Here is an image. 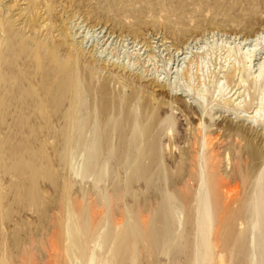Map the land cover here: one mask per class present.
Here are the masks:
<instances>
[{
  "label": "rangeland",
  "instance_id": "obj_1",
  "mask_svg": "<svg viewBox=\"0 0 264 264\" xmlns=\"http://www.w3.org/2000/svg\"><path fill=\"white\" fill-rule=\"evenodd\" d=\"M252 31L264 0H0V264H264Z\"/></svg>",
  "mask_w": 264,
  "mask_h": 264
},
{
  "label": "bare ground",
  "instance_id": "obj_2",
  "mask_svg": "<svg viewBox=\"0 0 264 264\" xmlns=\"http://www.w3.org/2000/svg\"><path fill=\"white\" fill-rule=\"evenodd\" d=\"M196 33V32H194ZM185 35V34H184ZM195 35V34H194ZM197 35V34H196ZM179 37V36H178ZM242 37H245V39H251V43L254 42L255 44H251L253 45L254 47H248V49L244 50V47H240V48H234V47H229L227 49L228 53H230V56H235L236 54L240 53V60L241 62L244 61L245 58H249V60H256L257 57L259 56V58L257 60H259L262 56V54H264V36L262 35V32H258L256 34H254V31L252 32H249V33H246L242 35ZM186 39V38H184ZM183 39L182 43L181 44H174V51L175 53L177 54H173L171 55V60L174 61V56L176 55V58L175 60L177 61L179 58L180 55H182L184 52L183 50L184 49H187V45H185V40ZM250 41V40H249ZM247 44V43H245ZM250 44V43H249ZM147 47L149 46L148 44L146 45ZM172 50V51H173ZM244 50V51H243ZM226 51V50H225ZM246 51V52H245ZM181 52V53H180ZM171 54V53H170ZM203 56V55H202ZM200 58H202L200 56ZM264 58V57H263ZM178 63V62H177ZM234 72V71H233ZM258 77H260L261 75H263L264 73V70L262 69V67L260 66L259 67V70H258ZM64 74H68V72H64ZM234 74V73H232ZM233 75H230L229 79H232ZM255 78V77H254ZM65 80H63L62 84L63 86H65L67 84V80L66 78H64ZM256 82V80H255ZM262 90V96L260 97L261 98V103L262 104V107H264V86L263 88L261 89ZM159 91V90H158ZM257 118V117H256ZM257 120V119H256ZM257 121H260V120H257ZM260 123V122H259ZM263 124V122H261ZM260 123V125H261ZM259 125V126H260ZM264 125V124H263ZM238 128L241 130L242 133H244L246 136H250V135H257L255 137V139L259 138L260 136H258L259 134L256 133V131H253V130H248L249 127H246L244 125H240L238 126ZM205 135H208V133L206 132ZM260 143H264L263 139L260 137ZM252 139L250 140H246V145L244 146V148H242L241 150V159L243 160L244 159V155H246V162L247 163H251L253 162L254 163V160L257 159V158H260L261 157V152H260V149H259V146L258 145H255L253 142H251ZM238 153H240V151L238 150ZM246 175H243L241 171H237V170H233L230 168V180H231V184H230V203L233 202L234 200V197L237 193H240L241 190L244 188V182L247 181L246 180ZM200 181L202 182V186L205 185V177L203 178H200ZM204 182V184H203ZM223 184L222 183H219L217 182V186H216V189H214L215 193L212 192V195L214 194V198H215V202L216 203H220V199H221V196H222V189H221V186ZM204 202L203 201V194H201V197H200V202L201 203ZM237 209V206L234 208V212L233 213V216L234 218H232V213H230V228H234V219L236 220L235 223L239 220H243L244 222V218L242 217L241 213H238L236 211ZM231 212V211H230ZM234 230V229H233ZM233 232V231H232ZM231 232V233H232ZM230 233V234H231ZM244 237H242L243 239ZM239 239V238H238ZM241 240V237L240 239ZM245 240V239H244ZM238 242V241H237ZM240 242H243V241H240ZM243 247V246H242Z\"/></svg>",
  "mask_w": 264,
  "mask_h": 264
}]
</instances>
